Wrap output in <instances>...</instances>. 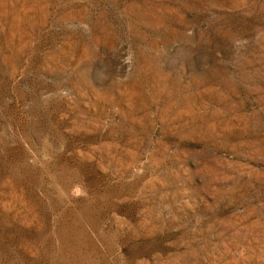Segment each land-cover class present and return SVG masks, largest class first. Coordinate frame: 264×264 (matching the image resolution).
Masks as SVG:
<instances>
[{
	"label": "rangeland",
	"instance_id": "374dc122",
	"mask_svg": "<svg viewBox=\"0 0 264 264\" xmlns=\"http://www.w3.org/2000/svg\"><path fill=\"white\" fill-rule=\"evenodd\" d=\"M0 264H264V0H0Z\"/></svg>",
	"mask_w": 264,
	"mask_h": 264
}]
</instances>
